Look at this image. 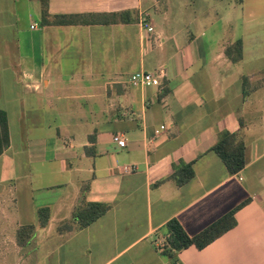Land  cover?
<instances>
[{"label":"crops","instance_id":"0c3cea01","mask_svg":"<svg viewBox=\"0 0 264 264\" xmlns=\"http://www.w3.org/2000/svg\"><path fill=\"white\" fill-rule=\"evenodd\" d=\"M111 14L123 17L95 24ZM233 16L246 36L227 40ZM263 29L264 0H48L47 22L39 0H0V264H264V35L247 37ZM139 71L160 85L132 87ZM224 132L245 146L232 176L211 151ZM190 163L193 178L177 185ZM244 201L203 250L161 254L170 221L192 237ZM83 203L110 208L78 230Z\"/></svg>","mask_w":264,"mask_h":264},{"label":"trees","instance_id":"16d2710c","mask_svg":"<svg viewBox=\"0 0 264 264\" xmlns=\"http://www.w3.org/2000/svg\"><path fill=\"white\" fill-rule=\"evenodd\" d=\"M41 3V18L43 22H47L48 18V0H39ZM241 3L242 0H237ZM123 15L111 14L101 17H95V24H115L118 18L121 20ZM53 24L55 25H75L81 22L79 16H58L55 17ZM233 52L241 57V43L237 41L233 47ZM230 55V50L227 51ZM9 146V132L7 124L6 113L0 110V155ZM214 152L224 164L229 175H235L239 173L245 166V146L239 141L234 134L224 132L220 135L217 143L212 147ZM192 163L182 165L173 174V178L177 181V185L181 186L188 183L193 178ZM248 201H244L235 207L232 211L227 213L221 219L217 220L206 229L201 231L195 236H189L183 230L181 225L172 220L167 225V235L165 237V245L161 250V254L168 258H173L178 252L194 247L197 250H203L212 242L221 237L224 233L233 229L236 225L234 215L245 206ZM110 206L103 203H83L76 208L73 213V219L75 221V229H84L102 217ZM50 218V209L48 207L40 208L37 210L38 226L44 228L47 226ZM72 229L68 224H63L59 227V230L70 231ZM35 232L33 225H27L20 227L17 231L16 241L19 247H26L31 241Z\"/></svg>","mask_w":264,"mask_h":264},{"label":"built area","instance_id":"2783aa9c","mask_svg":"<svg viewBox=\"0 0 264 264\" xmlns=\"http://www.w3.org/2000/svg\"><path fill=\"white\" fill-rule=\"evenodd\" d=\"M139 25L140 26H146L145 25V18L142 17L139 20ZM36 23L32 22L30 25V29H36ZM147 31L151 32L152 28L151 27H147ZM160 80H161V76L160 75H153L151 73L148 72H143V71H139V72H135L133 74H131L130 78H129V83L132 87L135 88H146V87H151V86H159L160 85ZM113 141L115 143H117V145L119 147H124V142L122 140H119L117 137L113 138ZM127 170V169H125ZM134 170V167L131 169H128V171H132ZM165 245V239H163V241H161L160 243V250L163 249Z\"/></svg>","mask_w":264,"mask_h":264},{"label":"rangeland","instance_id":"374dc122","mask_svg":"<svg viewBox=\"0 0 264 264\" xmlns=\"http://www.w3.org/2000/svg\"><path fill=\"white\" fill-rule=\"evenodd\" d=\"M232 18V20H234L235 19V17L233 16V17H231ZM235 20H237V22H235L234 23V26H232V28L230 27V28H228V29H226V32H225V38H227V40L231 37V36H233L234 38H239L240 36H241V34H245V36H246V33H243L241 30V27L239 26V18H236ZM264 30V29H263ZM258 33L259 34H263L264 35V31H259L258 32V30H256L255 32H252V33H247V37H252L254 34H256V35H258ZM259 36V35H258ZM259 64L257 63V62H253V63H251V69L252 68H256L257 66H258ZM151 73V72H150ZM158 243H160V242H158ZM24 253H27V252H25V251H23ZM29 259L30 258H28L27 259V261H29Z\"/></svg>","mask_w":264,"mask_h":264}]
</instances>
